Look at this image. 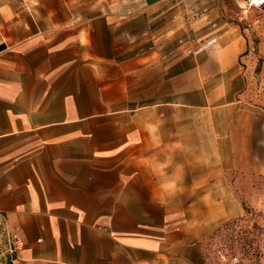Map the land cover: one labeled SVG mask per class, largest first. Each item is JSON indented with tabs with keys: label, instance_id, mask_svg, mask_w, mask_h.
Wrapping results in <instances>:
<instances>
[{
	"label": "crops",
	"instance_id": "obj_1",
	"mask_svg": "<svg viewBox=\"0 0 264 264\" xmlns=\"http://www.w3.org/2000/svg\"><path fill=\"white\" fill-rule=\"evenodd\" d=\"M221 9L0 0V231L23 244L0 264H207L194 246L264 179L250 41ZM181 14L216 45H161Z\"/></svg>",
	"mask_w": 264,
	"mask_h": 264
},
{
	"label": "rangeland",
	"instance_id": "obj_2",
	"mask_svg": "<svg viewBox=\"0 0 264 264\" xmlns=\"http://www.w3.org/2000/svg\"><path fill=\"white\" fill-rule=\"evenodd\" d=\"M220 1L224 18L229 23L239 25L250 41L249 53L242 69L248 76L247 100L264 111V5L251 6L248 0ZM170 20L169 27L174 32L170 43L161 42V45L179 48L176 56L183 52L195 55L197 47L209 37H204L208 29H189V20L183 14ZM248 183V193H243L250 200V204L245 206L246 214L234 220L219 222L202 242L194 246L195 253L207 255V264H264V204L261 208L258 206L259 196H264V179L251 177ZM257 188L261 191H256Z\"/></svg>",
	"mask_w": 264,
	"mask_h": 264
},
{
	"label": "built area",
	"instance_id": "obj_3",
	"mask_svg": "<svg viewBox=\"0 0 264 264\" xmlns=\"http://www.w3.org/2000/svg\"><path fill=\"white\" fill-rule=\"evenodd\" d=\"M256 2V4H254ZM249 4L253 3V6H261L264 5V0H248ZM213 28H216L215 25ZM217 36L211 35L206 40L201 42V44L197 47L194 54L198 55L201 54V52L206 51L207 49H210L211 47L216 45ZM22 241L20 238V234L16 229L13 230H7L5 228H2L0 231V259L7 255L9 258L17 259L19 256V253L22 250ZM236 262V259H234Z\"/></svg>",
	"mask_w": 264,
	"mask_h": 264
},
{
	"label": "bare ground",
	"instance_id": "obj_4",
	"mask_svg": "<svg viewBox=\"0 0 264 264\" xmlns=\"http://www.w3.org/2000/svg\"><path fill=\"white\" fill-rule=\"evenodd\" d=\"M254 4H256V2H254ZM249 5L253 6V3L252 4H249Z\"/></svg>",
	"mask_w": 264,
	"mask_h": 264
}]
</instances>
